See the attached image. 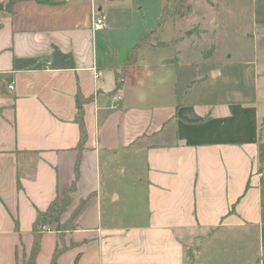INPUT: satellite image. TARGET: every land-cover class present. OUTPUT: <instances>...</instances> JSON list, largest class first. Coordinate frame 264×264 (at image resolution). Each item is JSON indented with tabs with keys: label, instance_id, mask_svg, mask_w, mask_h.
<instances>
[{
	"label": "crops",
	"instance_id": "1",
	"mask_svg": "<svg viewBox=\"0 0 264 264\" xmlns=\"http://www.w3.org/2000/svg\"><path fill=\"white\" fill-rule=\"evenodd\" d=\"M110 1L0 12V264H26L40 214L72 183L36 264H264L258 115L187 100L169 47L109 19Z\"/></svg>",
	"mask_w": 264,
	"mask_h": 264
},
{
	"label": "rangeland",
	"instance_id": "2",
	"mask_svg": "<svg viewBox=\"0 0 264 264\" xmlns=\"http://www.w3.org/2000/svg\"><path fill=\"white\" fill-rule=\"evenodd\" d=\"M105 6L111 7L106 16L121 15V27L138 41L169 47V62L182 67L180 82L189 84L187 100L253 107L264 172V0H111ZM260 180L264 207V175Z\"/></svg>",
	"mask_w": 264,
	"mask_h": 264
},
{
	"label": "trees",
	"instance_id": "3",
	"mask_svg": "<svg viewBox=\"0 0 264 264\" xmlns=\"http://www.w3.org/2000/svg\"><path fill=\"white\" fill-rule=\"evenodd\" d=\"M19 1V0H9L7 3L5 4H0V12L5 11V10H9V11H13L14 9V4ZM173 1H177V2H184V0H173ZM163 15L164 12L162 14V22H163ZM162 22H160L159 26H161ZM0 26H1V22H0ZM137 59V50H134V52L128 57V59H126L125 63L126 65H130V64H135V61ZM83 104H82V100L79 97L78 98V122L79 124L82 126V144L84 142V137H85V126L83 125V119H82V115H83ZM76 188L75 183H72V185H68L62 192L61 196L58 195L57 199L55 201H53L54 203L51 205V207L48 209L47 212L40 214V219L36 222L35 226H34V232H35V240L34 243L32 245V249L31 252L29 254V258L27 259L26 264H36L35 260L36 257L40 251V241H41V237H42V232L38 229V227L40 225L43 224H48L50 223L53 219L58 218V216L65 211L68 206L72 203V198H71V193L72 191H74ZM56 256H54L53 259V264H56Z\"/></svg>",
	"mask_w": 264,
	"mask_h": 264
},
{
	"label": "built area",
	"instance_id": "4",
	"mask_svg": "<svg viewBox=\"0 0 264 264\" xmlns=\"http://www.w3.org/2000/svg\"><path fill=\"white\" fill-rule=\"evenodd\" d=\"M92 19H93L92 27L95 31L104 30L106 28L105 19L100 12L96 11L92 16ZM47 229H48V226L43 225L42 231L47 230Z\"/></svg>",
	"mask_w": 264,
	"mask_h": 264
},
{
	"label": "water",
	"instance_id": "5",
	"mask_svg": "<svg viewBox=\"0 0 264 264\" xmlns=\"http://www.w3.org/2000/svg\"><path fill=\"white\" fill-rule=\"evenodd\" d=\"M216 72V71H215Z\"/></svg>",
	"mask_w": 264,
	"mask_h": 264
}]
</instances>
